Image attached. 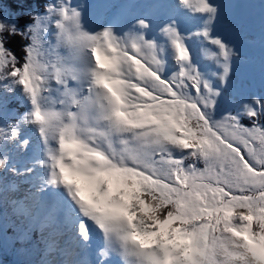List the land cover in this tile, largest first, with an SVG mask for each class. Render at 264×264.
<instances>
[{
	"label": "snow or ice",
	"instance_id": "snow-or-ice-1",
	"mask_svg": "<svg viewBox=\"0 0 264 264\" xmlns=\"http://www.w3.org/2000/svg\"><path fill=\"white\" fill-rule=\"evenodd\" d=\"M11 4L0 0V170L36 179L32 195L51 198L48 219L78 247L98 235L97 264H264V80L222 107L237 53L218 7ZM89 7L110 18L90 27ZM132 9L156 14L122 23ZM9 146L29 164H11Z\"/></svg>",
	"mask_w": 264,
	"mask_h": 264
},
{
	"label": "rangeland",
	"instance_id": "rangeland-1",
	"mask_svg": "<svg viewBox=\"0 0 264 264\" xmlns=\"http://www.w3.org/2000/svg\"><path fill=\"white\" fill-rule=\"evenodd\" d=\"M84 2H85V4H86V1L85 0H83ZM255 2H258V3H261L262 1L261 0H254ZM253 2V1H252ZM87 5V4H86ZM256 7H257V5H256ZM3 8H4V10L6 11V12H8V11H11V8H5V6H3ZM260 9H264V7H260ZM224 11H226V10H220V14H219V18L218 19H220V15L222 16V15H226L227 16V14H229V13H226V12H224ZM224 13V14H223ZM258 15H261V14H258ZM126 16H128V15H125V16H123V17H126ZM229 16V15H228ZM122 17V18H123ZM226 25H227V23L226 22H224L223 24H222V27H226ZM226 30H228V33H225L226 32ZM245 29H241V31H240V33L242 34V33H244L245 34ZM222 33H224L223 34V36L224 37H226V38H228V41L230 42V44L232 45V46H234L233 45V43H234V41H235V38H237V40L239 39V37H241V36H237L236 35V33H235V30H231V29H226L225 28V30H223L222 31ZM249 39L250 38H248L247 36H243V38H242V43L243 44H245L246 42H249ZM254 39H256V41L258 40V34L255 36V38ZM263 40H264V38H262ZM240 50H245V48L244 47H241V45L239 46V48L237 49V52H239ZM260 51H262L261 49H260ZM259 55H262L263 56V58H264V54L263 53H260ZM198 57H199V59H200V62L202 63V64H208V63H210L209 61H207L206 60V58H204L203 57V54L201 53L200 55H199V53H198ZM256 57V54H253V56H252V59H254ZM237 58V60H242V61H244L245 62V60H247V58L245 57V55H244V53H242L241 55H237V56H235L234 58H233V60L234 59H236ZM249 60V59H248ZM205 64V65H206ZM243 63L242 62H237L235 65L236 66H240V65H242ZM251 78L252 79H254L255 77L253 76V75H251ZM259 79L261 80V82H262V80H264V75H260L259 76ZM251 85H253V82L251 81V83H250ZM245 92H248L247 90H245ZM239 95V92H232L231 93V96H235V97H237ZM228 101V100H227ZM227 101H225L224 103H226ZM10 117H12V116H10ZM25 130L26 131H31V129H29V128H25ZM25 131V134L26 133H28V132H26ZM30 133V132H29ZM31 134V133H30ZM33 139H34V137H33ZM16 150V149H15ZM13 161H15V162H18V160H17V158H16V154L15 155H13V159H12ZM1 179V178H0ZM13 179H14V177H6L5 179H3V180H0V187H2V184L3 183H5L6 181H10V182H12L13 181ZM22 180V179H21ZM36 180V179H35ZM1 189V188H0ZM3 193H1V195H2ZM58 234H60L59 236H61L63 233L60 231V232H58ZM71 250H74V251H77L76 253H78L79 254V251H80V249H76V248H74L73 246H70L69 247ZM8 255H10L9 257H12L11 255L13 254V253H7ZM1 257V256H0ZM6 257V256H5ZM7 258V257H6ZM19 256L16 254V255H14L13 256V260H14V262H13V264H18V261H19ZM50 259H52V261H53V257L50 255ZM11 260V259H10ZM8 261H9V259H8ZM9 263L11 264V262L9 261ZM78 264L80 263L79 261L77 262ZM0 264H4L3 263V261L1 260V262H0Z\"/></svg>",
	"mask_w": 264,
	"mask_h": 264
},
{
	"label": "bare ground",
	"instance_id": "bare-ground-1",
	"mask_svg": "<svg viewBox=\"0 0 264 264\" xmlns=\"http://www.w3.org/2000/svg\"><path fill=\"white\" fill-rule=\"evenodd\" d=\"M85 1H86V4L89 6H92V5H95L97 3L102 2V0H85ZM134 1H137L138 4H144L143 0H134ZM229 1L230 0H214L211 3H214L218 7L219 14H220V10L222 11V10H225L227 8L226 11H224V12L229 13V14H227V16H228V15H230V12H231L230 11L231 2H229ZM250 1L251 2L253 1V4L255 7H256V5H259V9H260V7H264V5H263L264 1H262V0H261L262 1L261 3L255 2L254 0H250ZM123 2L128 3V0H123ZM224 5L226 6V8ZM141 10L143 12L146 11L145 9H141ZM150 11L153 13V15L156 14V11H152V10H150ZM86 15L88 17L89 22L94 23L95 27H97L98 25L105 23V21L110 18V10H102V9H96L93 7H89L88 9H86ZM126 15H128V16L121 18L122 23L124 22V20L127 19V17L131 18L133 13L130 12V14H126ZM218 18H219V16H218ZM263 38H264V36H263ZM23 178H24V176L21 177V179H23ZM27 180H29V178ZM37 183H38V181L35 180V184H37ZM97 239H98V237H97ZM99 239H100V237H99ZM99 248H100V246L97 248V251L99 250ZM110 260H111V264H122V260L115 255L111 256Z\"/></svg>",
	"mask_w": 264,
	"mask_h": 264
},
{
	"label": "trees",
	"instance_id": "trees-1",
	"mask_svg": "<svg viewBox=\"0 0 264 264\" xmlns=\"http://www.w3.org/2000/svg\"><path fill=\"white\" fill-rule=\"evenodd\" d=\"M3 6H5V8H7V7L11 8L12 7L11 0H3ZM13 50L16 52V54L18 56L21 55L19 48L13 46ZM245 122L249 125V121H245ZM1 254H0L1 259H3L4 262H8V264H10L8 261V258H6L3 254L2 255ZM26 262L28 264V261H26ZM11 264H13V263H11Z\"/></svg>",
	"mask_w": 264,
	"mask_h": 264
}]
</instances>
